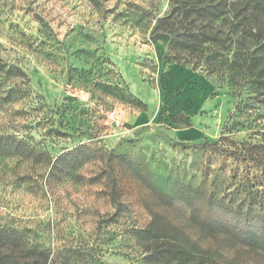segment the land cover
Here are the masks:
<instances>
[{
	"label": "rangeland",
	"instance_id": "obj_1",
	"mask_svg": "<svg viewBox=\"0 0 264 264\" xmlns=\"http://www.w3.org/2000/svg\"><path fill=\"white\" fill-rule=\"evenodd\" d=\"M174 41L175 0H0V61L26 75L6 83L24 95L0 108V134L52 158L0 157V228L19 238L1 259L140 264L132 234L157 229L210 264H264L190 222L221 198L237 208L226 223L264 216V90L180 65Z\"/></svg>",
	"mask_w": 264,
	"mask_h": 264
},
{
	"label": "trees",
	"instance_id": "obj_2",
	"mask_svg": "<svg viewBox=\"0 0 264 264\" xmlns=\"http://www.w3.org/2000/svg\"><path fill=\"white\" fill-rule=\"evenodd\" d=\"M177 10L179 56L187 53L191 59L180 56V65H191L209 75L221 72L227 84L238 83L237 78L249 73L255 78V85L264 90V0H175ZM170 16L156 21L155 30L163 27ZM25 73L16 65L0 61V108L21 100L22 89L8 86L9 80L25 78ZM243 78V77H242ZM214 147V145H209ZM21 157L36 164L50 166L51 156L15 135L0 134V157ZM57 162L55 160L51 167ZM111 201L113 200L110 196ZM230 201L214 199L207 206L215 207L214 215L198 216L191 210L190 222L205 238H221L222 248H243L249 252L264 255V216L249 212L237 214L230 222H224L222 214L234 212ZM143 256L140 264H210L209 249L200 246L191 250L183 244L167 240L157 229L136 230L132 234ZM19 238L15 232L0 228V251L19 249ZM221 248V249H222ZM34 254L33 248L25 249ZM206 255L208 256V260ZM10 255H3L0 262L13 264ZM220 256V255H219ZM1 257V256H0ZM222 258V256H221ZM93 264L84 252L66 258L64 264Z\"/></svg>",
	"mask_w": 264,
	"mask_h": 264
},
{
	"label": "built area",
	"instance_id": "obj_3",
	"mask_svg": "<svg viewBox=\"0 0 264 264\" xmlns=\"http://www.w3.org/2000/svg\"><path fill=\"white\" fill-rule=\"evenodd\" d=\"M110 116H112V115H110Z\"/></svg>",
	"mask_w": 264,
	"mask_h": 264
}]
</instances>
